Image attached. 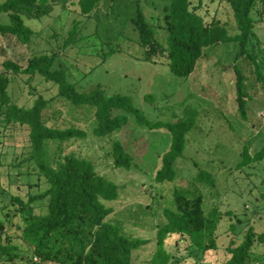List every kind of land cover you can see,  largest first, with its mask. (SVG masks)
<instances>
[{
    "label": "rangeland",
    "instance_id": "obj_1",
    "mask_svg": "<svg viewBox=\"0 0 264 264\" xmlns=\"http://www.w3.org/2000/svg\"><path fill=\"white\" fill-rule=\"evenodd\" d=\"M59 1L50 0L53 5L49 14L28 22L37 32L29 43L0 34V64L9 60L25 69L34 56L54 55L52 69L63 70L79 92L99 86L108 95H127L153 122L192 119L183 155L175 164L176 177L163 182L155 179L161 157L171 143L166 129L140 127L130 119L112 135L97 137L92 132L93 111L75 108L58 97V86L40 75L8 72L12 100L27 107L38 97L49 100L44 110L48 126L86 132L83 138L63 142V150L57 151V144H50V153L54 162L67 154L88 159L99 174L120 186L119 199L105 202L112 208L107 220L120 226L126 235L148 241L135 251L134 264L151 260L157 225L165 220L164 209L174 208L175 193L187 198L201 196L205 213L218 208L223 213L234 211L236 217L231 220L224 216L220 222L217 249L203 252L181 240L171 264H224L230 257L226 248L235 238L229 230L231 223L241 221L236 230L240 235L248 226L257 234L264 230V158H253L264 146V81L257 80L253 67L243 57L234 61L238 49L234 43L204 49L197 67L187 77L175 76L166 58L147 61L130 19L134 4H139L152 23L156 40L167 47L164 6L170 0H101L89 16L81 13L77 0ZM190 1L205 22L216 19L234 29L225 0ZM258 9L253 12L259 39L255 51L264 75V5L259 3ZM235 67L247 77L250 99L244 117L238 110ZM0 70L5 71L3 67ZM2 121L0 190L17 193L20 188L13 182L12 164L21 162L30 152L28 130L21 125L3 127ZM116 140L132 155L130 170L114 166L112 148ZM33 179L36 182V176ZM26 192L21 188V193ZM5 203L0 199V207ZM43 208L36 205L35 212H43ZM179 238L174 235L166 240L169 252L175 253ZM248 264H264V244L257 243Z\"/></svg>",
    "mask_w": 264,
    "mask_h": 264
},
{
    "label": "trees",
    "instance_id": "obj_2",
    "mask_svg": "<svg viewBox=\"0 0 264 264\" xmlns=\"http://www.w3.org/2000/svg\"><path fill=\"white\" fill-rule=\"evenodd\" d=\"M60 1L63 4L72 0ZM99 1L76 2L81 13L89 16ZM225 1L233 15L234 29L216 19L205 22L191 8L190 0H170L164 6L167 47L156 40L152 23L146 20L136 2L130 19L145 50V59L154 62L157 57L166 58L175 76L187 77L197 67L204 49L234 43L238 46L234 61L243 57L253 67L257 80L264 81L255 51L259 39L253 18V12L260 11L257 7L259 3L264 5V0ZM52 5L50 0L0 2V34L29 43L37 32L28 22L48 15ZM54 58V55L34 56L25 69L9 60L0 64V68L5 69L0 70V121L3 120V127L25 126L30 147L21 162L12 164L15 169L13 182L20 192L0 190V199L6 202L0 207V264H134L135 251L148 241L126 235L120 226L107 220L112 208L105 202L119 199L120 186L99 174L88 159L67 154L54 162L50 153V144H57V151L63 150V142L83 138L86 132L75 127L48 126L44 110L49 100L42 97L28 107L17 105L9 93L11 80L7 73L40 75L56 84L58 97L65 98L75 108L93 111L92 132L97 137L112 135L130 119L140 127L166 129L171 143L161 157V167L155 175L158 182L175 179V164L183 155L193 120L153 122L127 95H108L99 86L89 92H79L63 70L52 69ZM235 72L238 110L244 117L250 99L247 77L240 67H235ZM112 152L115 167L132 168V155L120 141L113 143ZM253 158L259 161L264 158V146ZM23 166H26L25 171L21 170ZM24 177L27 178L25 182L22 181ZM42 184H45L44 188ZM24 187L27 189L25 194L21 193ZM202 204L201 196L187 198L175 193L174 208L164 209L165 220L157 225L156 249L148 264H171L176 259L181 240L187 247L203 252L217 249L220 222L224 216L232 220L236 213H223L218 208L205 213ZM36 205L44 207V211L36 213ZM239 222L237 219L229 226L235 238L226 248L230 257L224 264H248L257 243L264 244V230L257 234L252 226H248L240 235L236 232ZM174 235L180 238L175 244V253H171L166 248V240Z\"/></svg>",
    "mask_w": 264,
    "mask_h": 264
}]
</instances>
